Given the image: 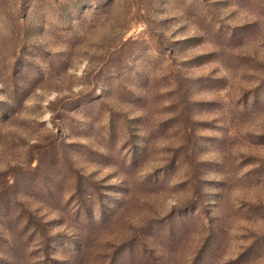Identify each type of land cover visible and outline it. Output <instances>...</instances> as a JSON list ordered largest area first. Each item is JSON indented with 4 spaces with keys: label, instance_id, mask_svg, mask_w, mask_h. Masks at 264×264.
<instances>
[{
    "label": "rangeland",
    "instance_id": "rangeland-1",
    "mask_svg": "<svg viewBox=\"0 0 264 264\" xmlns=\"http://www.w3.org/2000/svg\"><path fill=\"white\" fill-rule=\"evenodd\" d=\"M0 264H264V0H0Z\"/></svg>",
    "mask_w": 264,
    "mask_h": 264
}]
</instances>
